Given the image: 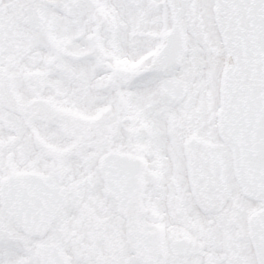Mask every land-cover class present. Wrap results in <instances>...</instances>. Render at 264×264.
I'll use <instances>...</instances> for the list:
<instances>
[{
    "label": "snow or ice",
    "instance_id": "6c2138e0",
    "mask_svg": "<svg viewBox=\"0 0 264 264\" xmlns=\"http://www.w3.org/2000/svg\"><path fill=\"white\" fill-rule=\"evenodd\" d=\"M0 264H264V0H0Z\"/></svg>",
    "mask_w": 264,
    "mask_h": 264
}]
</instances>
